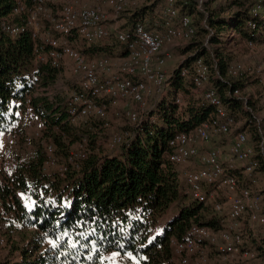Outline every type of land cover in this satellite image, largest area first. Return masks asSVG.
Here are the masks:
<instances>
[{"label":"trees","instance_id":"16d2710c","mask_svg":"<svg viewBox=\"0 0 264 264\" xmlns=\"http://www.w3.org/2000/svg\"><path fill=\"white\" fill-rule=\"evenodd\" d=\"M194 3L184 0L179 7L177 1L180 15L192 16L197 9ZM29 4L33 6L34 0ZM253 4L254 0H229L227 8L234 10L227 15H223L226 10L220 15L210 13L204 25L198 22L203 14H198L197 32L190 40L195 41L184 49L188 57L167 73L164 88L150 98L152 107L138 126L131 124L130 130L122 132L121 143L114 147L108 146L113 135L106 137L105 145L99 143L106 118L93 116L71 123L67 101L48 94L59 78V68L35 65L36 41L29 33L0 36V132L17 130L20 147L32 146L24 159L17 152L15 171L2 169L0 147V231L9 241L15 232L20 237L19 242L12 241L19 258L7 264H113L111 254L125 257V264H177L173 239L184 240L195 223L223 227L224 218L211 216L213 202L185 204L187 170L170 160V140L216 118L215 107L194 90L195 62L203 59L210 70L208 85L218 92L227 112L237 121L248 117L242 128L250 127L260 160L256 177L257 173L264 177V157L259 153L264 133L253 113L245 111L253 104L240 94L246 76L242 71L232 74L239 64L233 65L228 50L231 41L264 43V19L252 13ZM14 9V0H0V24L26 22V14ZM124 16L123 30L133 29L136 23L147 30L163 29L157 16H147L145 6ZM50 25L45 22L47 30ZM67 39L88 58L127 55L125 44L115 36L88 42L73 33ZM184 68L187 75L182 74ZM29 125L36 127L34 134L27 131ZM48 146L53 148L54 164L48 161ZM233 173L250 186L242 168ZM203 188L215 193L214 202L225 204L227 199L216 185L204 183ZM175 203L180 204V212L159 233L162 218Z\"/></svg>","mask_w":264,"mask_h":264},{"label":"built area","instance_id":"2783aa9c","mask_svg":"<svg viewBox=\"0 0 264 264\" xmlns=\"http://www.w3.org/2000/svg\"><path fill=\"white\" fill-rule=\"evenodd\" d=\"M17 14L25 13L26 22L0 24V36L4 33L17 36L29 33L36 41L35 65L49 63L60 68L69 60L78 86L67 99L71 123L88 117L106 118L108 101L112 106L125 102V114L131 124L138 126L146 114L148 100L164 88L168 75L164 65L172 58L166 46L189 42L196 35L197 27L191 15H180L177 0H164L157 18L162 30H147L141 23L133 29L119 28L122 16L134 10L143 0H14ZM57 5L54 10V6ZM252 13L264 19V0H254ZM51 23L44 30L45 22ZM73 33L88 42L115 36L124 43L127 55L119 59L104 56L88 58L75 49L67 36ZM255 46L254 41L249 42ZM195 92L202 93L216 109V118L197 126L192 132H181L170 140L173 152L170 160L176 164L197 163V167L184 173L185 185L195 202L207 205L213 202V211L219 215L229 203L223 227L216 229L203 224H192L184 240L173 239L171 246L177 264H264V207L262 197L252 186L258 183L256 170L260 160L256 149L249 141L246 131H237L231 141L229 155L223 156L220 149H201L213 138L230 135L239 122L223 105L218 92L209 83V67L203 59L195 62ZM242 66L232 68L237 74ZM264 71V67L261 68ZM188 69L184 68L183 75ZM239 94V91H236ZM129 101L139 105V110L129 107ZM177 102H180L178 99ZM128 107V108H127ZM32 117V113H29ZM22 117V114L20 115ZM3 142L2 169L15 171L18 166L19 134L17 130L0 132ZM120 135H113L109 146L121 143ZM49 163L54 164L53 148L47 147ZM259 153L264 157V138L259 144ZM227 163V167L224 165ZM242 168L246 182L242 184L233 170ZM214 184L225 192L227 203L214 202L215 193L208 194L203 184ZM245 222L256 239V247L244 236ZM8 247V239L0 233V249Z\"/></svg>","mask_w":264,"mask_h":264},{"label":"rangeland","instance_id":"374dc122","mask_svg":"<svg viewBox=\"0 0 264 264\" xmlns=\"http://www.w3.org/2000/svg\"><path fill=\"white\" fill-rule=\"evenodd\" d=\"M178 1V6L181 7V4L184 0H177ZM196 5V12L192 15L193 20L197 21V17L199 13L203 14V17L198 20L199 23L202 25L205 24L207 17L210 15V13L214 14H221L222 10H226L223 15L230 14L234 8H227V4L229 3V0H193ZM164 0H143L140 5L146 7V13L147 16L154 15L155 17L158 14V11L160 8L161 3H163ZM214 9V11H212ZM218 9V10H215ZM228 10V11H227ZM122 25L127 22L126 16H123L121 18ZM120 25V24H119ZM122 25L119 26L120 29L122 28ZM44 30L47 31L46 26L44 27ZM230 34L235 35V38L238 36L235 32H231ZM239 38V37H238ZM189 41V42H182V43H176L172 45H167L166 48L171 51L172 53V58L167 61L164 65V69L168 74L172 72L176 68V66L182 62L184 59H186L189 55V53L184 54V49L188 47V44L194 42ZM228 50L231 55V61L233 62V65H241L242 66V72L244 73L243 76H246V81L247 85L245 88L242 89L241 95L244 97H249L251 99L250 101L253 103L252 108L248 105L245 106V111L250 114L253 113V117L257 119V123L261 124V130L264 133V71L261 70L262 67H264V47L262 44L258 45L256 44L255 46H250L249 41L247 40H240V41H231L228 45ZM101 56V55H100ZM91 58L94 56H90ZM111 59H119L118 57L114 55H110ZM78 86V81L76 77L73 75L72 70H71V64L69 60H66L62 63L61 67L59 68V78H57V81L50 85L48 88V94L52 96H60L64 98L66 101L69 97V94L72 90L77 88ZM153 101L151 99L148 100L147 104V109H150L152 107ZM107 106V116H106V121L105 122L107 125L103 127V130L100 132V141L99 143L104 144L105 140L111 135H123L122 132L125 130H130L131 129V122L127 118L125 111V102H121L118 106H112L109 104V102H106ZM129 107L135 110H139V105L136 103H133L132 101H129ZM128 108V107H127ZM147 111V110H146ZM245 118L247 119L245 115L241 118L238 119V126L233 129V133L230 135H223L220 137H216L215 139L213 138L210 143L206 144H200L201 149H208V148H217L220 149L221 153L223 156H228L230 157L229 154V149L231 147V141L232 138L234 137L235 133L237 131H240L241 129L243 131H246L248 136H249V141L252 144V135L249 132L250 127L248 128H242V123L245 121ZM29 121V120H28ZM27 121V122H28ZM36 128V127H35ZM34 126L29 125L27 127V131L32 132L37 131L35 130ZM241 130V131H242ZM32 134H34L32 132ZM107 137V138H106ZM106 138V139H105ZM105 145V144H104ZM217 145V146H216ZM82 146V143H80V147ZM109 146V144H108ZM0 147L3 149V142L0 140ZM32 150V146L29 144H25L23 147L19 148V154H21L22 159L26 157L28 153H30ZM73 154H76V152H72ZM197 163H187L182 165V169L185 172L189 168L196 166ZM261 179H260V178ZM183 178V177H182ZM257 179L258 183L256 186H252L253 190L255 193H258L262 197V209L264 207V177L261 173H257ZM184 180V178H183ZM184 184V183H183ZM183 195L186 197V202L185 204H188L193 200V198L189 195L188 193V188L186 185H184L183 189ZM220 196L224 197L226 196L225 192L223 191V195L219 193ZM195 202V201H194ZM212 203V201L209 202V204ZM227 203V200L225 201ZM213 204V203H212ZM184 206V205H183ZM181 206H178L176 210H174L173 213L169 215V219H173L179 212H180ZM224 210L222 213L217 215V217H221L222 219L226 217V213L229 210V203H227L224 206ZM211 216L214 217V211L213 207H211ZM168 213V212H167ZM166 213V214H167ZM165 214V215H166ZM164 215V216H165ZM216 216V215H215ZM164 222V221H163ZM223 223V221H222ZM245 229L243 230L245 233L246 240L249 241L250 245H253L256 247V239L252 237V233L249 230L247 226V222H245ZM2 230L0 231V233ZM16 234V232H15ZM13 234L11 241L8 240V247L7 248H1L0 249V264H7V262H11V260H17L19 258V251L15 248V245L13 242L16 240L18 241L20 237L17 235ZM8 236V235H7ZM7 239H9L7 237ZM13 241V242H12ZM19 242V241H18ZM214 263L216 264H221V261H218V257H214ZM109 259L111 263L113 264H125V257L121 256H116L114 254H111L109 256Z\"/></svg>","mask_w":264,"mask_h":264},{"label":"crops","instance_id":"0c3cea01","mask_svg":"<svg viewBox=\"0 0 264 264\" xmlns=\"http://www.w3.org/2000/svg\"><path fill=\"white\" fill-rule=\"evenodd\" d=\"M161 5H162V3H161ZM161 5H160V7H161ZM160 7H158V8H160ZM122 22L123 21H121L120 22V25H122ZM238 37V36H237ZM238 40H239V38H237ZM238 42V41H237ZM256 44H258V45H260V44H262V46L264 47V43L263 42H256ZM215 139V138H214ZM217 146V145H216ZM192 169H194V168H192ZM183 183H184V185H185V180H183ZM178 206H180V204L179 203H175L169 210H168V213L162 218V221H161V223H160V226H159V233H161V231H162V229H163V227L170 221V219L168 218L169 217V215L171 214V213H173L174 212V210H176L177 209V207ZM164 221V222H163Z\"/></svg>","mask_w":264,"mask_h":264}]
</instances>
